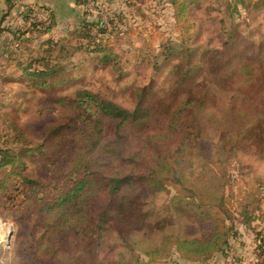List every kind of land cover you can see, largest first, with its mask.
<instances>
[{
	"label": "rangeland",
	"instance_id": "374dc122",
	"mask_svg": "<svg viewBox=\"0 0 264 264\" xmlns=\"http://www.w3.org/2000/svg\"><path fill=\"white\" fill-rule=\"evenodd\" d=\"M253 2L251 0L248 15L240 4L234 7V0L194 2L188 6L185 20H190L191 24L189 37L183 22H178L175 17L172 0L169 5L168 0H85L77 11L62 9L51 14L52 18L38 7L29 6L33 9L30 16L28 13L23 15L25 7L20 9L22 14L12 10L8 26L4 20V26L13 30L7 35L12 39L11 44H6V35L3 40L0 36V42L14 50V56L29 63L40 55H50L52 61L60 62L63 61L61 56L68 54V60L74 62L72 65L66 63L68 70L60 73L51 86L31 88L28 94L29 86L25 85L20 73L14 69L0 73V148L14 145L11 138L15 136V127L24 135L29 130L42 134H33L34 137H28L29 143L16 145V152L21 154L22 149L34 145L33 142L40 140L53 126L61 122L73 123L76 112L57 105L56 95L72 96L75 91L86 89L125 108L138 103L146 105L170 85L175 73L172 67L196 62L200 66L197 70L190 72L186 67L182 72H190L188 80L191 83L204 85L195 90L194 96L205 91L207 99L193 119L199 142L186 150L183 175L188 182L199 181L202 188L224 184L226 190L233 189L235 200L245 182L255 187L258 181H263L264 144L252 147L256 153L231 148L219 155L217 148L221 143L218 138L222 134L228 136V132L238 129V124L244 121L250 126L263 111L261 103L258 105L261 97L247 89L246 93H241L216 87L209 69L221 52L228 54L233 50L227 55L226 62L218 66L220 73L234 68L240 60L254 57L258 62L264 55V4L253 8ZM231 32H234V38H228ZM99 45H104L103 51L94 50L96 46L101 48ZM5 58H0L1 67ZM205 63L206 73H203ZM137 94H143L144 98L138 100ZM165 99L166 96L157 102ZM262 127L264 129V122ZM112 128V122H108L105 131L110 132ZM53 139L50 136L40 150L24 157L20 170L14 169V172H28L32 179L40 182L30 199L26 198L19 178L10 173V167L0 170V183L4 181L0 184V264H89L92 260L106 263L116 259L117 253L123 250L120 240L110 229L97 257L91 259L85 260L80 252H68V256H72L70 260L62 257L63 253L52 258L43 251L42 244L49 237L45 227L52 221V215L44 209V199L36 197L43 196L41 186L56 172L45 162ZM201 190H206L207 195L212 192L211 189ZM167 191L142 196L150 222L165 213L161 206L167 205V199L173 193ZM212 195L209 197L215 196ZM167 206L174 207L175 204ZM185 209L175 217L178 220L170 225L171 228L177 229L184 224V235L192 236L199 235L200 228L210 225L211 208L190 203ZM229 222L235 226L236 234L229 238L223 252H217L205 263L182 260L174 254L168 263L256 264L264 251V222L252 221L248 227L237 220ZM159 235L157 233L154 238ZM132 243L138 264H151L145 251L140 249L139 241ZM63 244L68 249V245Z\"/></svg>",
	"mask_w": 264,
	"mask_h": 264
},
{
	"label": "trees",
	"instance_id": "16d2710c",
	"mask_svg": "<svg viewBox=\"0 0 264 264\" xmlns=\"http://www.w3.org/2000/svg\"><path fill=\"white\" fill-rule=\"evenodd\" d=\"M196 1L199 0H172L175 17L178 22H183L188 37L191 33L190 20L185 21L188 6ZM234 1L235 8L240 4L248 11L247 15L250 13L251 0ZM253 1V8L264 4V0ZM25 8L23 15L28 13L30 16L33 9ZM38 9L52 18L48 8L40 6ZM10 32L13 30L5 27L0 19V36L6 35V44H11L12 39L7 36ZM230 37L234 38V32L230 33ZM99 46L101 48L96 46L94 50L103 51L104 45ZM7 47L3 46L0 52L1 59L6 56L0 73L13 69L20 73L25 85L29 86L27 94L31 88L51 86L60 73L68 70L66 63L72 65L74 62L68 60V54H65L60 62L52 61L50 55H40L27 63L14 56L16 52ZM232 52H221L217 60L213 59L208 72L212 74L211 79L216 87L226 91L246 93L247 89L256 96L260 95L257 96L261 97L258 105L261 103L263 111L250 126L244 121L238 124V129L228 132V136L222 134L218 138L221 143L217 148L219 155L231 151V148L256 153L252 147L264 144V55H260L258 62L254 57L240 60L234 68L220 73L218 66L226 62L227 55ZM186 67L193 72L200 66L196 62H184L172 67L175 73L170 85L146 105L138 103L132 108H125L86 89L75 91L72 96L56 95L57 105L76 112L73 123L61 122L53 126L40 140L33 142L34 145L22 149L21 154L16 152V145L29 143L28 137L33 134H42L29 130L24 135L16 127L13 129L16 131L11 138L14 145L0 148V170L10 167V173L19 178L29 199L31 193L40 187V182L32 179L28 172H14V169L20 170L24 157L40 150L50 136L54 138L45 154V162L56 172L49 182L41 186L43 196L34 195V198L44 199L43 207L49 216L52 215V221L45 227L49 232L48 241L42 244L46 255L53 258L63 253L62 257L70 260L72 256H68V252H80L85 260L97 257L111 229L123 250L109 262L92 260L89 264H138L132 243L138 241L151 264H169L174 254L182 260L205 263L217 252H223L229 238L236 234L235 226L229 221L237 220L247 227L252 221L264 222V178L255 187L245 182L235 200L233 189L226 190L222 183L221 186L202 188L199 181L185 180L182 166L186 150L199 142L193 119L207 99L205 91L200 96H194L195 90L204 85L195 81L191 83L188 80L190 72H182ZM202 68L201 72L206 73V63ZM239 87H242L241 90ZM165 96V100L157 102ZM136 98L141 100L144 96L137 94ZM108 122L113 124L110 132L105 131ZM201 189H211L210 194L215 196L210 198V194ZM169 190L173 193L167 199V205L173 203L175 206L162 205L161 210L165 213L150 222L148 210L143 208L146 202L142 196L146 194L149 197ZM190 203L211 208L210 225L200 228L199 235H184V224L177 229L170 227L178 220L175 217L186 211ZM157 233L160 235L156 239ZM63 243L68 245V249ZM256 264H264V251Z\"/></svg>",
	"mask_w": 264,
	"mask_h": 264
},
{
	"label": "crops",
	"instance_id": "0c3cea01",
	"mask_svg": "<svg viewBox=\"0 0 264 264\" xmlns=\"http://www.w3.org/2000/svg\"><path fill=\"white\" fill-rule=\"evenodd\" d=\"M85 2V0H0V19L4 24V20L8 25L9 15L12 10L14 12H20L23 7H44L48 8L52 14H57L65 9L69 12L77 11L80 7V2ZM106 1V0H105ZM77 8V9H76ZM19 9V10H18ZM3 37H5L3 35ZM2 37V38H3ZM3 49V42H0V52ZM194 263V262H193Z\"/></svg>",
	"mask_w": 264,
	"mask_h": 264
}]
</instances>
